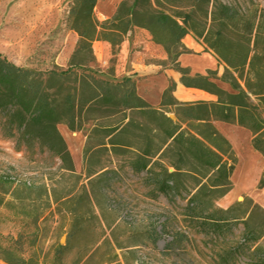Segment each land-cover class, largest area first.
Returning <instances> with one entry per match:
<instances>
[{"label":"rangeland","instance_id":"obj_1","mask_svg":"<svg viewBox=\"0 0 264 264\" xmlns=\"http://www.w3.org/2000/svg\"><path fill=\"white\" fill-rule=\"evenodd\" d=\"M121 1L98 0L96 19L100 23L110 19ZM219 1L248 14L256 6L264 7V0ZM73 3L5 0L0 8V54L30 70L66 69L79 40L68 25ZM146 41L153 43L152 51L158 55L155 63L163 70L176 71L179 64L193 76L198 60L207 53L213 55L208 50L189 51L183 40L169 55L153 42L148 31L135 28L118 45L93 43L96 76L113 83L135 81L126 78L125 71L131 59L147 52ZM97 42L104 47L98 49ZM69 48L71 53L66 56ZM183 49L188 53L176 56ZM182 55L191 68L179 63ZM217 72L223 74V64ZM175 114L176 108L166 113L176 121ZM131 118L134 124L122 139L129 150L122 155L113 153L105 133L94 129L96 124H112L116 118L86 122L83 130L71 132L72 143L64 138L72 156L71 171L70 163H63L39 145H19L17 139L9 138L5 116L0 113L1 245L18 248L38 264H53L60 246L68 243L70 247L60 256L61 264H72L79 258L87 264H263L264 211L245 195L253 186L258 159L249 156L246 141H235L239 165L231 179L232 191L221 197L222 189L204 190V217H213L217 207L231 209L228 219H240L215 227L188 216V200L197 191L200 176L196 180L184 172L177 179L178 191L165 196L154 190L147 172L132 171L131 149L150 147L157 152L165 135L153 132L159 122L152 116L132 113ZM63 126L58 127L60 132ZM225 131L228 133L227 128ZM163 160L166 166L178 162L170 154ZM95 171L99 173L89 177ZM105 171L114 172L100 178ZM155 232L159 235L157 244L153 243ZM0 264L6 263L0 259Z\"/></svg>","mask_w":264,"mask_h":264},{"label":"trees","instance_id":"obj_2","mask_svg":"<svg viewBox=\"0 0 264 264\" xmlns=\"http://www.w3.org/2000/svg\"><path fill=\"white\" fill-rule=\"evenodd\" d=\"M97 3L98 0H74L68 25L79 40L66 69L30 70L16 66L0 54V113L5 116L7 136L17 139L19 145H39L63 163H70V170L74 171L60 125L77 132L83 130L86 122L116 118L112 124H96L94 129L105 133L113 153L122 155L129 150L122 139L134 124L131 114L152 116L159 122L153 132L163 133L165 140L154 153L150 147L131 149L132 171L147 172L154 190L165 196L178 191L177 179L184 172L196 180L200 176L197 191L188 200V216L215 227L239 221L226 217L231 209L217 207L213 217H204V190L222 189L221 197L226 196L233 189L231 179L238 162L231 143L215 122L247 129L252 134L253 149L264 158V7L256 6L248 14L219 0H122L114 15L100 23L94 15ZM135 28L148 31L153 42L169 55L191 33L201 40L224 65L223 74L207 71L205 75L192 76L188 68L179 64L176 71L186 88L205 91L216 101L178 103L172 96L176 85L171 82L161 108H155L137 95L135 81L113 83L97 77L93 43L106 41L118 45ZM185 53L188 51L183 49L176 56ZM217 81L228 85L231 91ZM171 108H176V121L166 115ZM168 154L178 162L164 165L163 158ZM169 168L173 171L169 172ZM111 172L114 171H105L99 177ZM98 173L91 172L89 177ZM263 186L264 178L259 188ZM155 234L153 243L157 244L159 235ZM69 247L70 243L60 246L53 264H61V253ZM0 259L6 264H38L33 256L26 257L18 248L3 247L1 243ZM83 260L79 258L72 264L88 263ZM106 263L112 264H100Z\"/></svg>","mask_w":264,"mask_h":264},{"label":"crops","instance_id":"obj_3","mask_svg":"<svg viewBox=\"0 0 264 264\" xmlns=\"http://www.w3.org/2000/svg\"><path fill=\"white\" fill-rule=\"evenodd\" d=\"M4 1L5 0L0 3V8L2 5H4ZM145 43H147L148 45L147 52L143 53L140 57H134L133 59H131L129 61L128 70L126 69L125 71L126 78H132L135 80L137 95L140 98H142L152 107L161 108L164 92L169 87L171 82H173L176 85V88L172 96L178 103L193 104L197 102L216 101V98L214 96L208 94L205 91L186 88L181 83V74H179L177 71L170 69L163 70L158 63H155L158 55H156L152 51L153 47L151 44L153 43L148 41H146ZM182 43L184 47L189 51L204 53L205 50H208L214 55L213 56L207 53V56L200 58L197 62L199 66L196 67L193 71L194 75H205L207 71L219 70L220 63L217 57L211 50L207 48L205 44H203V42H199L193 35L189 34L183 39ZM97 46L98 49H100V47H104L100 42H97ZM183 55L179 63H181V65L185 67L191 68L192 66L188 63V60L186 61V57ZM217 83L225 90L231 91L228 85L222 84L218 81ZM215 126L218 130H222L220 133L231 143L233 147L234 153L238 160L235 170L239 165V158L237 155V147L235 145V141H240L242 139L245 140L248 144L249 156L258 159V167L255 169L253 186L245 192V195L249 196L261 209L264 210V186L262 188H259V183L264 177V158L260 153L253 149L251 145L252 134L247 129L239 127L237 125L215 122ZM225 128L228 129V133L225 131ZM235 170L233 172V175L235 173Z\"/></svg>","mask_w":264,"mask_h":264},{"label":"bare ground","instance_id":"obj_4","mask_svg":"<svg viewBox=\"0 0 264 264\" xmlns=\"http://www.w3.org/2000/svg\"><path fill=\"white\" fill-rule=\"evenodd\" d=\"M70 52H71V48H69L68 50H67V52H66V56H68L69 54H70ZM65 56V57H66ZM61 132H62V136L66 139V140H68L69 142H71V132L68 130V128L67 127H65V126H63V128H62V130H61ZM72 143V142H71Z\"/></svg>","mask_w":264,"mask_h":264},{"label":"water","instance_id":"obj_5","mask_svg":"<svg viewBox=\"0 0 264 264\" xmlns=\"http://www.w3.org/2000/svg\"><path fill=\"white\" fill-rule=\"evenodd\" d=\"M170 118H171L172 120H174V116H173V115H171Z\"/></svg>","mask_w":264,"mask_h":264}]
</instances>
